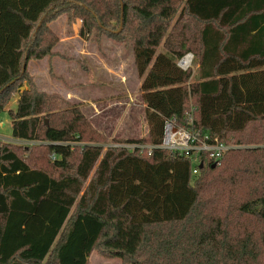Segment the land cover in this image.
<instances>
[{
  "label": "trees",
  "instance_id": "obj_1",
  "mask_svg": "<svg viewBox=\"0 0 264 264\" xmlns=\"http://www.w3.org/2000/svg\"><path fill=\"white\" fill-rule=\"evenodd\" d=\"M61 15L83 39L132 46L147 131L114 140L132 147L103 150L77 105L37 89L27 62L55 54ZM187 52L195 75L177 65ZM14 95L11 137L39 141L59 172L0 139V264H89L93 250L127 264H264V0H0V111ZM166 121L236 146L192 174L159 146ZM244 216L263 225L257 242L236 232Z\"/></svg>",
  "mask_w": 264,
  "mask_h": 264
},
{
  "label": "rangeland",
  "instance_id": "obj_2",
  "mask_svg": "<svg viewBox=\"0 0 264 264\" xmlns=\"http://www.w3.org/2000/svg\"><path fill=\"white\" fill-rule=\"evenodd\" d=\"M66 17V15H61L58 19L50 24L52 30L58 37L55 45L52 48V51H54L55 54L50 55V59L52 58V56H60L62 59H64L67 62V64H65V70L68 71L71 75L66 74V71H61V67H63L64 65H61V67L58 68H54L52 62H48V66H38V64L36 65L35 70L37 73L35 77H37V83L39 84L40 88L49 87L50 84L46 80L48 69V74L54 81L53 83L55 86H57V82L63 83L65 85V88H72L74 86L73 88H76L77 91H79L78 89H80L81 91L84 90V93L82 92L81 96L87 97V88H89V85H91L89 80L90 71L92 69L91 66L96 61L101 60L100 56H102L112 64L118 60L117 56H119L120 54H125V59L128 60L130 58V55H133V49L131 45L116 41L105 33L98 32V35L96 34L94 36L92 34L89 39H83L78 34L80 21L75 20L73 23L69 24L68 22H66ZM111 24L113 27L118 26V23L115 21H112ZM69 37H74V40L64 43L58 42L59 40L61 41V39H64V41H68L67 38ZM78 43L82 44L81 54H77V52L73 51L72 49L73 47L76 48V46H78ZM67 46H69L70 48L72 46L71 50L68 49L67 51ZM158 50L164 49L160 45L158 47ZM196 60L197 59L194 56L190 69L194 75L197 69ZM128 66H130L129 63L125 64L126 69H128ZM113 75V77H109L108 82L112 84L113 87L117 88V91L108 93L109 97L106 96L107 106H105L104 103H98V112H94L93 108L89 105L88 102L77 100L75 97L79 99L78 93L77 95H72L70 92H68L67 98L60 94L73 105H77V107L80 111L83 112L91 126L99 132V135H93V138L103 146V150L109 145H124L129 147L131 144H117L114 143V140L127 139L130 137L139 138L146 135L147 131L143 115L144 111L141 105L143 104L141 103V94L138 89L135 88L136 78L138 76L136 77L134 75H131L132 78L130 79L129 84L132 89L135 88V91H133L132 93V99L125 100L127 98V92L117 86L118 81L115 80V73ZM194 75L192 76L191 80L195 79ZM23 86L25 88L27 85L23 84ZM52 90L55 92L50 93H57L55 87H52ZM71 96L74 98H70ZM118 101H120L121 103L116 104L118 103ZM10 102L9 105H7L8 108L14 109L16 105H14L12 99L10 100ZM1 113L3 115H0V120H3L4 122L0 123V139L16 144L20 147V153L23 157L26 158L27 161L33 162L36 166L42 167L49 171V173L56 175L59 170L54 169L49 164L48 159L51 156L46 153L44 149L37 147L39 141H23L20 139L12 138L10 135V116L8 115L7 111ZM87 126L86 129H88ZM87 135H89V133ZM77 158L78 155L76 152L70 158V163H72L73 165L71 168H73L76 164ZM242 219L243 220L241 222L236 220V232L246 231V233H249V236H251V238L257 242L259 232L261 229H263V225L259 224L252 216H244ZM89 264L127 263L121 262L119 259L114 257L104 256L97 250H93L89 256Z\"/></svg>",
  "mask_w": 264,
  "mask_h": 264
},
{
  "label": "crops",
  "instance_id": "obj_3",
  "mask_svg": "<svg viewBox=\"0 0 264 264\" xmlns=\"http://www.w3.org/2000/svg\"><path fill=\"white\" fill-rule=\"evenodd\" d=\"M67 40L68 41H64V39H61V41L59 40L58 42H60V43L61 42L62 43L70 42V41L74 40V37H69V38H67ZM71 48H72V46H71ZM71 48L69 46H67L66 50L67 51H68V49L71 50ZM119 48H121V47H119ZM72 49H73V51H76L77 54H81L82 44L78 43V46H76V48L73 47ZM117 49H118V47H117ZM117 57H118L117 58L118 60L115 61V63L111 64L108 60H106L102 56H100L101 60L96 61L91 66L92 69H91L90 75H89V80H90L91 85H89V88H87V94H86V95H88L87 97L81 96V93L84 90L81 91L80 89H78L79 91H77L76 88H73L74 86L72 88H65V85L61 82H57V86H55L53 83L54 81L52 80V78L48 74V69H47L46 80L50 84L49 85L50 88L49 87H47V88H45V87L40 88L39 87V84L37 83V77H35L36 73H37L35 70L36 65L38 64V66H45V65L48 66V62H52L54 68H58V67H61V65H64L63 67H61V71L65 72L66 71L65 70V67H66L65 64H67V62L64 59H62L60 56H52V58L50 59V55H46V56H43L39 59H30L27 62V70L34 77L35 84H36L37 88L40 89L41 91H45L47 93L55 92L52 90V87H55L56 92L58 94H62V96H64L65 98H67L68 92H70L72 95H74V94L77 95V93H78L79 99L77 97H75L77 100L82 101V102H88L89 105L93 108L94 112L95 111L98 112V110H99L98 109L99 108L98 103H104L105 106H107L106 96L109 97L108 93L117 91V88L113 87V85L108 82L109 77L110 76L113 77L114 73H115V80L118 81L117 86H119L120 89H123L124 91L127 92L126 93L127 98L125 100L132 99L133 91H135V88L138 89V87H139L140 79L137 77L138 75H137L135 64H134V56L131 54L130 58L128 60L125 59V54H120ZM127 63H129V65H130V66H128V69L125 68V64H127ZM66 74L71 75L68 71H66ZM131 75H134L137 77L136 83H135L136 87L133 89L130 87V84H129V81L132 78ZM135 84H134V86H135ZM70 98H74V97L71 96ZM11 99H12V102L14 103V105H16V101H17L18 97L16 95H14ZM9 102L5 105L4 108H2V111H0V115L2 114L1 112H5V111L9 110V108L7 106V105H9ZM119 103H121V102L118 101V103H116V104H119ZM141 103H143V102H141ZM141 105L144 108V103ZM0 121H1L0 123L4 122L3 120H0ZM11 124H12V120L10 118V126H11ZM130 138H135V137H130Z\"/></svg>",
  "mask_w": 264,
  "mask_h": 264
},
{
  "label": "built area",
  "instance_id": "obj_4",
  "mask_svg": "<svg viewBox=\"0 0 264 264\" xmlns=\"http://www.w3.org/2000/svg\"><path fill=\"white\" fill-rule=\"evenodd\" d=\"M192 60V53L187 52L178 59L177 65L186 70L191 67ZM159 146L170 151L177 150L188 158L191 162L192 174L197 173L198 165L202 163V155L204 159L216 162L226 150L234 147V145L219 141L216 136L212 137L208 133L201 135L193 133L188 128L173 125L170 121L164 124V136ZM146 147L151 148L150 145Z\"/></svg>",
  "mask_w": 264,
  "mask_h": 264
},
{
  "label": "water",
  "instance_id": "obj_5",
  "mask_svg": "<svg viewBox=\"0 0 264 264\" xmlns=\"http://www.w3.org/2000/svg\"><path fill=\"white\" fill-rule=\"evenodd\" d=\"M23 66H25V65H23ZM23 69H24V67H23ZM23 88H24V86H21V87H20V90H22ZM215 164H216V163H214L212 166L214 167ZM201 166H202V163H199L198 167L200 168Z\"/></svg>",
  "mask_w": 264,
  "mask_h": 264
}]
</instances>
